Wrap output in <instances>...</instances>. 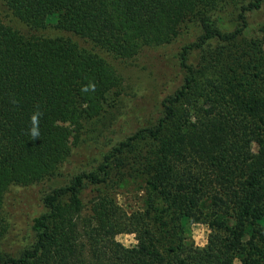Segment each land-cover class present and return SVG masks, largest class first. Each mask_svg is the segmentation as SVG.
Returning a JSON list of instances; mask_svg holds the SVG:
<instances>
[{
	"label": "trees",
	"instance_id": "16d2710c",
	"mask_svg": "<svg viewBox=\"0 0 264 264\" xmlns=\"http://www.w3.org/2000/svg\"><path fill=\"white\" fill-rule=\"evenodd\" d=\"M0 1L30 29L0 19V207L12 185L50 179L68 159L57 124L75 113L100 115L108 93L123 84L97 52L34 31L54 26L130 59L171 42L191 19L201 29L183 47L184 81L162 100L156 124L51 186L21 253H0V264H264V86L255 93L241 80L202 79L189 62L194 51L218 60L264 0ZM144 140L152 147L131 165L146 175L149 195L142 209L127 211L106 187L121 156ZM88 185L95 193L86 204ZM186 220L210 227L205 246L185 240ZM121 233H134L137 243L123 244Z\"/></svg>",
	"mask_w": 264,
	"mask_h": 264
},
{
	"label": "rangeland",
	"instance_id": "374dc122",
	"mask_svg": "<svg viewBox=\"0 0 264 264\" xmlns=\"http://www.w3.org/2000/svg\"><path fill=\"white\" fill-rule=\"evenodd\" d=\"M236 8L233 5L226 7L229 14L234 13ZM247 18V27L224 45V54L218 60L215 55L206 60L199 51L191 54L189 62L201 68L202 79L212 76L220 81L241 80L245 82L247 91L252 88L255 93L261 89V85L264 86V3L261 8L251 11ZM0 19L24 32H30L29 27L1 1ZM34 32L51 37H71L80 46L97 52L118 71L123 84L108 93L100 115L90 118L75 113L68 120L57 124V131L69 148L70 155L54 177L30 186L12 185L9 188L4 204L0 207V253L15 256L21 253L30 239L33 217L43 211L42 196L51 186L67 183L73 175L89 169L100 160L113 143L140 128L156 124L163 114L162 100L184 81L186 69L181 65L183 47L193 43L201 29L196 19H191L183 23L180 33L171 42L147 47L130 59L119 57L54 26ZM260 70L261 75L257 76ZM181 107L184 110L189 106L183 103ZM150 143L144 140L136 148L126 151L107 184L106 189L111 190L121 207L127 211L142 209L148 199L146 175L131 164L139 151L152 147ZM254 148L257 149V146L254 145ZM92 189L93 186L88 185L81 192L86 204L95 193ZM210 233L211 229L206 223L184 222L185 240L195 246H205ZM117 239L127 246L137 243L134 233L118 234Z\"/></svg>",
	"mask_w": 264,
	"mask_h": 264
},
{
	"label": "clouds",
	"instance_id": "9594fccd",
	"mask_svg": "<svg viewBox=\"0 0 264 264\" xmlns=\"http://www.w3.org/2000/svg\"><path fill=\"white\" fill-rule=\"evenodd\" d=\"M31 120H32V124H33V128L31 129V134H32L33 138H35V137L39 136V131H38V128L36 127V125L38 124L37 115L33 114V116L31 117Z\"/></svg>",
	"mask_w": 264,
	"mask_h": 264
}]
</instances>
